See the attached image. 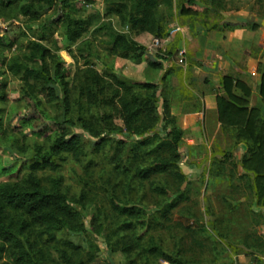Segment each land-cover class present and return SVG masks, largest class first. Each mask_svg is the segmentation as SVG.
Wrapping results in <instances>:
<instances>
[{
    "label": "rangeland",
    "instance_id": "rangeland-1",
    "mask_svg": "<svg viewBox=\"0 0 264 264\" xmlns=\"http://www.w3.org/2000/svg\"><path fill=\"white\" fill-rule=\"evenodd\" d=\"M118 1L75 0L66 7L72 18L90 23L87 32L72 41L67 38L63 23L49 25L62 13L60 4L51 5L49 0H0V24L6 28L5 35L0 37V167L10 171L0 181L23 178L36 148L48 149L61 129L69 135H77L83 142L84 155L76 158L66 154L58 171L40 173L42 178L62 177L65 190L77 201L75 208L81 213L84 232L63 234L62 238L79 246L76 263L83 258L91 259L89 264H126L122 251L112 252L106 243L105 226L108 222H112L114 229L119 225L112 202L119 203L117 196L122 198L128 191L121 183L124 179L120 180L113 168L116 143L110 139L95 149L99 138L91 137L79 122V119L101 120L109 109L105 104H90L86 98L79 97L78 80L84 71L93 69L116 76L129 85L156 83L160 96L166 95L169 99L172 115L182 132L181 172L191 182L190 186L199 191L191 202L175 209L169 228L155 236L161 235L168 248H181L189 258L201 264H254L255 255L259 254L254 246L264 241V209L256 206L250 187L242 178L239 164L245 146L222 130L217 107L206 104L207 101L216 103V96L222 93V78L212 81L214 72L210 71L212 67L206 59L208 49L204 36L206 30L228 29L230 32L237 28H227V23L238 22L241 24L238 27L252 31L254 20L263 17L264 0H196L192 7L185 4L187 0H174L172 6L161 4L158 19L165 27L161 39L132 31L120 24L117 16L107 17V9ZM184 4L199 12L198 15L183 16L180 8ZM105 26L106 29H100ZM214 26L215 29H211ZM109 27L126 32L139 45L147 47L142 63L109 54ZM155 40L159 45L154 46ZM32 41L50 48L67 70L73 108L68 122L63 117L60 102L49 104L44 100L38 106L36 100L28 97L21 76L13 75L7 68L15 59L24 60ZM169 50L174 55L162 70L148 66L149 54L156 57L160 51ZM230 53L237 59L234 61L235 57L226 55L232 66L226 75L251 86V105L260 107L264 114V102L258 93L260 74L248 67V56L264 64V49L242 55L234 49ZM163 76H166L164 81ZM161 131L159 128L158 132ZM133 140H136L133 136L128 138L129 143ZM218 168L221 170L217 171ZM158 181L171 185L170 190L177 192L171 177ZM136 192L133 191V195L138 197L139 191ZM156 199L148 201L152 210H157L153 208ZM211 222H217L221 228L227 226L229 240L218 239ZM227 243L239 254L230 253ZM202 245L205 249H201ZM10 263L8 256L0 253V264Z\"/></svg>",
    "mask_w": 264,
    "mask_h": 264
},
{
    "label": "trees",
    "instance_id": "trees-1",
    "mask_svg": "<svg viewBox=\"0 0 264 264\" xmlns=\"http://www.w3.org/2000/svg\"><path fill=\"white\" fill-rule=\"evenodd\" d=\"M49 1L51 5L62 6V13L49 25L63 23L68 39H80L90 23L72 18L65 10L75 0ZM173 1L119 0L107 9V17L117 16L120 24L132 31L161 39L165 27L158 19V8L161 4L172 6ZM185 4L192 7L196 0H187ZM185 4L180 8L183 16L198 15L199 12ZM238 26L241 24L227 23L226 27ZM258 27L253 24L251 29L257 31ZM109 30V54L142 63L147 47L139 45L126 32L111 27ZM173 55L171 50L160 51L156 57L149 54L148 66L162 70ZM7 68L13 75L21 76L28 97L36 100L38 106L44 100L49 104L60 102L63 117L69 121L73 108L67 70L50 48L32 41L24 60L15 59ZM256 71L260 74L259 97L264 102V64L259 62ZM221 88L222 93L216 96L218 122L236 143L245 146L239 164L242 178L248 183L256 206L264 209V114L260 107L251 105L252 88L245 81L225 75L221 79ZM77 89L79 97L86 98L90 104L107 105L109 111L101 120L79 119L80 126L91 137L99 138L94 144L95 149L110 139L115 140L113 168L128 188L122 198L117 196L119 203L112 202L118 227L112 228V222L105 226L110 250H121L126 264H201L189 258L181 248H168L161 235L155 236L169 228L175 209L191 202L199 191L190 186L191 182L181 172L182 132L172 115L169 99L159 94V84L137 82L129 85L106 72L88 69L78 80ZM159 128L161 132H158ZM103 133L105 136L102 137ZM131 136L138 140L129 143ZM66 154L79 158L84 155V145L80 137L61 129L48 149L36 148L23 178L0 181V253L8 256L10 264H89L91 261L81 258L76 263L79 246L62 238L63 234L84 232L81 213L75 208L77 201L65 190L62 177L40 176L46 170L58 171ZM9 172L0 167V178ZM166 177L172 178L173 189L177 187V192L170 190L171 185L158 181ZM133 191H139L138 197ZM153 196L157 198L153 202V208L157 210L148 205ZM211 227L222 242L229 240L227 226L221 228L217 222H211ZM226 246L233 255L239 254L232 244ZM254 247L259 250L254 264H264V241ZM201 249H205V245Z\"/></svg>",
    "mask_w": 264,
    "mask_h": 264
},
{
    "label": "crops",
    "instance_id": "crops-1",
    "mask_svg": "<svg viewBox=\"0 0 264 264\" xmlns=\"http://www.w3.org/2000/svg\"><path fill=\"white\" fill-rule=\"evenodd\" d=\"M238 15H241V13ZM254 21L255 24H258L259 26L257 31H251L250 29L244 27H237L230 32L227 31L228 29L224 31H205L207 32L205 34L206 36H204L205 45L206 49H208V55L206 56V59L208 63H210V67H212V69L210 68V71L214 72V75L212 76L213 79L211 78L212 81H215L220 77L222 78L223 76L220 75L221 72H223L222 75L224 76L228 72H230L232 66L230 64V61L226 59V55L230 58L235 57L231 55L230 50L236 49L237 54L242 55L245 54V52L250 53L252 50L264 49V13L262 18H256ZM236 59L237 56L235 57V59L233 58L234 61H236ZM248 62V67L250 70L257 69L256 66L258 62H256L252 57L248 56ZM206 104L211 105L212 107L216 106V103L210 104L209 101H207Z\"/></svg>",
    "mask_w": 264,
    "mask_h": 264
},
{
    "label": "built area",
    "instance_id": "built-area-1",
    "mask_svg": "<svg viewBox=\"0 0 264 264\" xmlns=\"http://www.w3.org/2000/svg\"><path fill=\"white\" fill-rule=\"evenodd\" d=\"M5 30H6V28H4V26L0 24V37L5 35V33H6ZM157 45H159V41L155 40L154 46H157Z\"/></svg>",
    "mask_w": 264,
    "mask_h": 264
}]
</instances>
